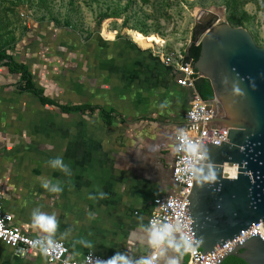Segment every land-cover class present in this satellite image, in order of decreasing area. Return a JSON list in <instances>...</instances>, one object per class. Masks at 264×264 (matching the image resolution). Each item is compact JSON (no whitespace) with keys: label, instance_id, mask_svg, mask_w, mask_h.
<instances>
[{"label":"crops","instance_id":"0c3cea01","mask_svg":"<svg viewBox=\"0 0 264 264\" xmlns=\"http://www.w3.org/2000/svg\"><path fill=\"white\" fill-rule=\"evenodd\" d=\"M48 29L55 31L47 39L35 29L7 52L28 66L53 104L19 90L20 75L0 63L3 205L25 230L66 241L71 258L93 250L141 264L155 235L147 223L153 199L174 186L175 132L192 90L178 85L173 69L147 48L104 38L78 52L74 45L83 44L69 29ZM58 45H69L64 50L72 58ZM61 105L98 108L64 112ZM99 107L112 114L109 122ZM58 156L66 171L49 163ZM33 214L54 215L55 231L40 229ZM173 261L178 258L165 245L156 263ZM0 264L53 263L43 254L16 257L0 241Z\"/></svg>","mask_w":264,"mask_h":264},{"label":"water","instance_id":"95a60500","mask_svg":"<svg viewBox=\"0 0 264 264\" xmlns=\"http://www.w3.org/2000/svg\"><path fill=\"white\" fill-rule=\"evenodd\" d=\"M204 11L210 24L199 39V58L194 63L191 57L185 66L200 95V85L209 81L213 97L205 99L207 106L217 110L214 120L230 129L228 142L200 143L202 160L197 159L201 163L194 166L188 203L193 235L203 250L199 257L264 221V47L245 27L223 22L212 10ZM232 163L238 165L235 177H231L232 168L224 167ZM210 174L214 180L205 179ZM168 238L166 246L183 264V240L177 234ZM229 256L247 264H264V240L259 235L249 238L220 264ZM147 261L148 257L141 264Z\"/></svg>","mask_w":264,"mask_h":264},{"label":"rangeland","instance_id":"374dc122","mask_svg":"<svg viewBox=\"0 0 264 264\" xmlns=\"http://www.w3.org/2000/svg\"><path fill=\"white\" fill-rule=\"evenodd\" d=\"M204 10L245 27L264 47V0H0V49H11L35 29L37 36L47 39L55 31L50 27L69 29L77 36L83 44L74 45L78 52L115 38L147 48L153 55L150 47L169 44L187 49L193 41L199 43L195 25ZM67 46L57 48L69 58Z\"/></svg>","mask_w":264,"mask_h":264},{"label":"built area","instance_id":"2783aa9c","mask_svg":"<svg viewBox=\"0 0 264 264\" xmlns=\"http://www.w3.org/2000/svg\"><path fill=\"white\" fill-rule=\"evenodd\" d=\"M150 48L166 67L173 69L175 82L192 90V98L175 132V152L171 165L174 185L172 192L154 197V207L148 216V227L155 235L150 241L151 254L147 264H157L168 237L173 234H177L185 245L187 258L183 264H220L230 252L249 238L259 235L264 240V221L262 222L261 219L258 223L242 229L234 237L199 257L203 250L197 245L193 235L188 194L192 187L194 166L201 163L197 162V159L202 160V154L194 155L186 151L187 145L182 138L187 137L189 142L199 146L200 143L207 142L220 145L222 141H229L227 134L230 127L220 126L214 120L217 117V110H209L205 98L198 93L196 83L185 66L191 58L185 48L173 47L169 44L163 48ZM234 164L238 170V165ZM157 236H162L163 239H157ZM0 241L12 249L16 257L26 258L43 254L53 264H96L97 260L112 259L93 250L86 252L80 259L71 258L69 246L63 239L56 236L36 235L25 230L16 222L14 214L5 209L1 190ZM33 242L37 243L34 245ZM189 246L194 251H186ZM45 248L48 249L47 252L44 251ZM117 264L121 263L117 261Z\"/></svg>","mask_w":264,"mask_h":264},{"label":"trees","instance_id":"16d2710c","mask_svg":"<svg viewBox=\"0 0 264 264\" xmlns=\"http://www.w3.org/2000/svg\"><path fill=\"white\" fill-rule=\"evenodd\" d=\"M200 50H201V45L196 44L195 42H193L187 49L188 56L194 58V63L199 58ZM0 63L7 65L10 71L18 73L20 75V80L17 83V87L19 88V90L31 91L35 93L43 103L53 104V100L46 97L43 91L35 85L33 81V74L31 70L28 68V66L25 63L15 61L13 57L7 52V48L0 49ZM200 89L203 98L211 99L213 97V89L209 81H207L204 85H200ZM61 108L64 112H70L72 110L83 111L88 108L91 110H95L98 108V106L61 105ZM100 109L103 119L106 122H109V120L112 118V114L103 110L102 107ZM222 264H247V263L243 259L237 256H230L227 259H225Z\"/></svg>","mask_w":264,"mask_h":264},{"label":"clouds","instance_id":"9594fccd","mask_svg":"<svg viewBox=\"0 0 264 264\" xmlns=\"http://www.w3.org/2000/svg\"><path fill=\"white\" fill-rule=\"evenodd\" d=\"M225 83H227V81H225ZM183 142L184 144L187 145L186 147V151L192 153V154H198L199 152V145L195 144V143H192V142H189L187 137H183ZM49 163H51L52 167L55 168V169H59L60 171H66V168L67 166L65 165L64 163V160H63V157L61 156H58V157H55L53 159H51L49 161ZM205 179L207 180H214L215 179V175L214 174H210L208 177H206ZM42 187H44L45 189L49 190V185L48 183L46 182H43L42 183ZM51 192H54V193H59L61 190L59 187H52L50 189ZM34 216V222L35 224L40 228L42 229L44 232H48V233H52L55 231L56 227H57V222H56V219H55V216H48V215H45V214H39V215H36V214H33ZM157 239H163L162 236H157L156 237ZM34 245L37 243V242H33ZM45 252L48 251L47 248L44 249ZM186 251H194L190 248V246L186 249ZM117 261H121L122 264H128L127 260L124 259V257L120 256V255H117L115 256L114 258L110 259V260H106V261H100V260H97L96 264H117ZM172 264H178V262L176 261H173Z\"/></svg>","mask_w":264,"mask_h":264},{"label":"flooded vegetation","instance_id":"af4514ba","mask_svg":"<svg viewBox=\"0 0 264 264\" xmlns=\"http://www.w3.org/2000/svg\"><path fill=\"white\" fill-rule=\"evenodd\" d=\"M205 18V17H204ZM201 19V21L199 23L196 22L195 25V32H197V34H201L203 31L206 30V28L209 26L210 24V20L205 19ZM195 42V41H193ZM207 82V80L205 82H203L201 85H204ZM184 247L185 245H181L180 246V250L183 253V256L185 257V259L187 258V253L184 251ZM230 257V256H229Z\"/></svg>","mask_w":264,"mask_h":264},{"label":"bare ground","instance_id":"6f19581e","mask_svg":"<svg viewBox=\"0 0 264 264\" xmlns=\"http://www.w3.org/2000/svg\"><path fill=\"white\" fill-rule=\"evenodd\" d=\"M205 15H206V12H202V13L199 14L198 18L200 20L203 19L204 17L206 18ZM135 40L136 41H140L139 37H136ZM224 167L232 168V170H231V177H235L236 174L238 173L237 166L234 163H232V165H224Z\"/></svg>","mask_w":264,"mask_h":264}]
</instances>
